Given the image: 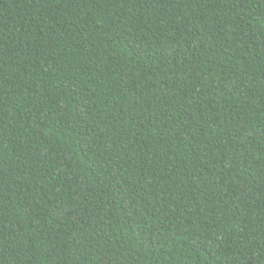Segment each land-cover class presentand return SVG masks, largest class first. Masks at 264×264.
I'll return each mask as SVG.
<instances>
[{
  "label": "trees",
  "instance_id": "trees-1",
  "mask_svg": "<svg viewBox=\"0 0 264 264\" xmlns=\"http://www.w3.org/2000/svg\"><path fill=\"white\" fill-rule=\"evenodd\" d=\"M0 264H264V0H0Z\"/></svg>",
  "mask_w": 264,
  "mask_h": 264
}]
</instances>
